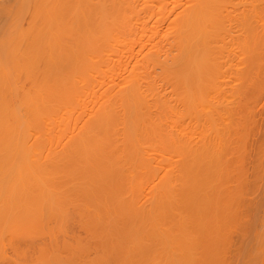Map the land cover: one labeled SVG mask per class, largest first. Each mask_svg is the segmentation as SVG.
<instances>
[{"label": "bare ground", "instance_id": "1", "mask_svg": "<svg viewBox=\"0 0 264 264\" xmlns=\"http://www.w3.org/2000/svg\"><path fill=\"white\" fill-rule=\"evenodd\" d=\"M262 99L264 0H0V264H264Z\"/></svg>", "mask_w": 264, "mask_h": 264}, {"label": "rangeland", "instance_id": "2", "mask_svg": "<svg viewBox=\"0 0 264 264\" xmlns=\"http://www.w3.org/2000/svg\"><path fill=\"white\" fill-rule=\"evenodd\" d=\"M262 101H263V103H264V99H262ZM262 101H260V104H259V107H261V111H262V108H263L262 106H264V105L261 103ZM261 105H262V106H261ZM259 107H258V108H259ZM259 110H260V108H259ZM259 110H258V111H259ZM261 111H260V112H261ZM260 117H261V116H260ZM262 118H263V117H261V120H262ZM263 121H264V120H263ZM263 121H262L261 124H259L261 121H259V123H257V124L259 125V127L264 125V122H263ZM259 127H258V129H257V132H258V133H256V135L253 134L254 137H253V135H251V136H252V137L250 138L251 140H252V138H253V140L255 139L254 141H257V142H258V139H259V141H260L261 138H262L261 141L263 140V135H262V137H261V134L259 133ZM256 128H257V127H256ZM262 129H263V131H261V132H262V134H263V133H264V127H262L261 130H262ZM255 131H256V130H255ZM254 133H255V132H254ZM255 136H256V137H255ZM251 142H252V141H250V143H251ZM252 144H255V142H252ZM253 146H254V145H253ZM251 151H253V150H251ZM253 152H254V151H253ZM253 152L251 153V156H252ZM251 156H250V157H251ZM250 157H249V158H250ZM252 157H253V156H252ZM252 159L254 160V158H250V159H248V161H247L248 163H246V165H248V166H246V167H247V169H250V170H249L250 172L252 171V166H253V163H254V162H252ZM250 164H251V166H249ZM250 172H248V174H249L248 176H249V177H251V174H252V173H250ZM263 175H264V174H263ZM262 178L264 179L263 176H262ZM263 179H262V180H263ZM262 183H264V181H262ZM263 186H264V185H261V186L259 187V189H258V190H259V193L257 192V194L254 193V195H252V196L248 195L249 198L247 197L248 200L250 199V197H251V198L254 197V198H252L253 200L250 199V201H248V200H247V201H248V202H251V201H252V202L249 203V204H251L252 206H255L256 209H257V210H255L256 213L258 212V215L260 214V216H257V214H256V215L254 214L255 216H254L253 218H256V216H257V217H261V216H262L261 213L263 212V211H262V210H263L262 208H263L264 203H262V201H261V202H260V205H256L258 202H255V201L263 200V198H262V191H263V189H264V188L262 189ZM260 188H261V189H260ZM258 190H257V191H258ZM260 190H261V191H260ZM255 194H256L257 196H256ZM246 196H247V195H246ZM260 198H262V199H260ZM254 199H255V200H254ZM257 199H259V200H257ZM253 201H254V202H253ZM255 203H256V204H255ZM253 204H255V205H253ZM261 205H262V206H261ZM260 206H261L262 208H261ZM257 207H258V208H257ZM259 208H261V209H259ZM248 211H249V210H248ZM250 213L253 214L252 211H250ZM250 213H249V214H250ZM250 216H251V215H250ZM249 226H250V225H249ZM246 228H247V229H246L247 231H246L245 234H247L246 236L248 237V236H250V235H248V234H250L251 232H249V229H250V228L248 229V226H247ZM247 232H248V233H247ZM245 234H244V236H245ZM251 236H252V234H251ZM247 237H246V238H247ZM252 237H253V236H252ZM252 237H250V238H252ZM248 238H249V237H248ZM250 238H249V239H250ZM7 252H10V250H8Z\"/></svg>", "mask_w": 264, "mask_h": 264}]
</instances>
